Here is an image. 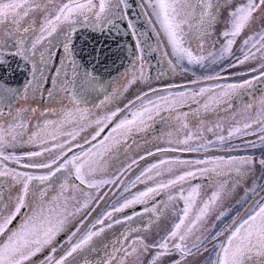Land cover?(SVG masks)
Masks as SVG:
<instances>
[{
    "label": "snow or ice",
    "instance_id": "obj_1",
    "mask_svg": "<svg viewBox=\"0 0 264 264\" xmlns=\"http://www.w3.org/2000/svg\"><path fill=\"white\" fill-rule=\"evenodd\" d=\"M231 0H147L144 3L142 0V7H149L152 9L150 15L155 18L154 21L149 23H155L159 25L156 30L157 34H163L166 40V46L171 49L170 53H165V56L174 57L175 60H168V64L173 70L177 66L183 64L185 60L189 64H200L204 66V61L210 59L211 63H216L218 60H222L226 55H233L232 47L236 44L237 38L242 36V33L246 29L256 28L252 35H248L242 38L240 44V51L243 54V59L237 58L239 64H243L249 59L256 58V53H260V70L261 75L264 76V0H246L245 3H241L228 11L229 27L221 31V37L224 42L221 44L218 52H210L208 57L204 55L194 54L191 43L194 39H198L203 35L205 28L209 27L213 21H218V17L223 14L224 9L228 6ZM51 5V8L49 7ZM127 0H68L67 3L55 4L54 0H0V72H7L11 68V61L9 58L19 57L23 61L31 65V77L25 84L23 93H20L16 89L4 86L0 88V105L7 104L9 109L8 115L12 116L11 101L18 95H23L27 98L29 89L31 88L33 94L40 90L42 82L44 81V72L47 66L46 54L48 60L56 55L52 51L53 38L60 41L62 37L63 53L69 58L73 79L71 81L64 80L59 83L58 87L61 91H68V85L71 84L73 95L70 97L71 102L74 105H78L79 101L76 95L77 87V64L73 59V35L76 32L75 28V16L83 17L85 22L88 21L89 16L94 17L92 28L104 32L106 29L104 25H109L112 28L117 26V21L123 20L127 16ZM199 8V11H197ZM52 9H54V14ZM42 17V19H41ZM190 18H195L196 24L190 23ZM61 25H67V28H62ZM259 27L257 28V26ZM187 26V27H186ZM129 28H133L131 21L128 23ZM110 30V29H109ZM137 35L135 31L132 33ZM47 42V43H45ZM199 49H203V42L197 45ZM136 48L140 55L137 59L143 61V45L140 43L139 37H137ZM256 51L253 52L252 50ZM38 56V59H37ZM63 63V61H61ZM143 69V64L140 65ZM235 66V65H233ZM255 71V69H254ZM39 74V75H37ZM66 75V73H65ZM56 76H60V69H56ZM143 77V72H141ZM218 77H206V79H214ZM95 76L85 71L80 82V88L87 90L90 87H95ZM131 82H135V78ZM196 81H193L195 83ZM0 83H3L0 79ZM53 85H57V80L51 81ZM253 85L252 80H245L238 84L225 85L222 91L219 93V97L213 96L210 99L216 103H221L222 98L227 97V103L231 102V97L239 94L243 89L250 88ZM174 87V86H169ZM151 91L155 92L156 89ZM210 89L200 88L199 94L202 95ZM49 98H53V92L49 90L47 92ZM148 93H144L147 96ZM188 94L185 92L170 94L169 96H160L158 101H164L170 108L179 105L183 102L184 98ZM108 97L105 98L107 100ZM138 100H142V97H137ZM105 101H102L103 104ZM205 109L208 105L205 104ZM248 107H251L249 105ZM161 105L157 102L149 100L147 104H142L141 109L132 112L131 119L121 120L115 128L112 130V134L105 138V143L97 145L96 148L89 149L88 151H81L78 155H72L69 157L68 152L71 151L69 146L66 149V145H71V140H74L77 133L63 131L62 124L53 121H45L44 127H51L53 131L48 136L41 135L39 132L33 131L28 136V143H40L42 146L41 151H29L22 156H17L13 153H6V148H14L18 143V137L21 138L19 142H25L23 140L25 123L21 117V113L24 109H17L16 116L12 118V123L8 125L5 131L4 125H0V162L12 160L15 163H20L25 158L39 157L44 152H53L59 150V154L54 156L51 160L42 163H25L22 166L24 168L35 167L47 169L48 172L45 175L34 176L27 172L17 171L15 168H9L6 164H0V177L10 178L8 185L9 189H15V195L12 191H8L7 194L3 186H0V264H29L32 258L42 252L44 248L51 247V255H48L43 264H78L79 260L87 252L97 251V244L93 243L94 238H102V234L107 229L113 228L114 225L120 224V219H113V213L122 212L125 208H128L134 204H146L149 198L159 196L161 193L167 195L169 202L175 200L183 201L182 215L178 217V222L175 223L172 229L167 232L163 237L158 239L152 244H147L143 238H137L132 241V244L128 247L120 245V239H117L108 251V245L103 248L102 258L95 262V264H128V258L132 257L138 264H200L199 257L203 255L204 251H207V247L204 241L208 239L207 236L197 237L196 242L191 247L187 246L185 241L189 234L196 228L198 222L203 220L209 213L210 209L220 200L221 196L225 193L233 194L236 185L229 184V178L235 177L237 184L246 180L250 175L254 176L252 186L245 188V199H247V193L251 192L255 196H260L264 200V184L258 181L264 180V154L256 160L252 156L246 157H230L225 160L223 157H215L210 161L195 160L186 161L181 159L173 160H161L159 163L151 164L140 176L136 177V180L132 182L134 185L136 182L145 183L147 180H152L153 175H147V173L156 170L154 175L160 176L163 171L171 172L172 167L161 170V165H204L211 164V167H200L195 171H184L182 174L176 175L167 181H160L155 186L147 187L144 191L136 193L132 198L125 199L119 206H113L111 211H106L102 216L97 218L91 225V228L79 236L75 241L72 237H75L80 231L77 227L75 231L71 233L68 240V247L56 257V247L53 246V241L56 236L64 230V226L67 223L68 215H76L84 208L89 207V202L95 197L91 193H86L84 201L80 207L74 209L73 212L64 215H58L55 220L50 216L43 217L42 209L33 210L32 215L25 216L24 220L15 229L9 226L21 214V209L25 208L28 204V197H32L33 204L43 202L47 196V187L38 188L33 185V181H39L41 185H46L47 182L57 177L58 173H63V183L60 184L61 193L67 191L69 188L74 190H82L81 186L88 189H99L105 184H116L124 172L131 169L132 164L137 163L136 160L132 161L125 169L121 170L120 175L112 179H95V174L98 171H102L105 165V154L108 153L115 145L119 144L122 139L129 136L134 131H146L149 127L148 121L154 119V115H158ZM81 112V119H85L84 113L89 110L76 109ZM32 113L37 111L36 108L31 109ZM55 112V109H50ZM65 121H71L73 112L63 111L61 113ZM4 115V107L0 106V117ZM116 115V112L105 116L103 119H97L96 124L100 125L111 119ZM186 116L187 113L181 114ZM179 118V117H178ZM253 124H259V131L264 133V118H258L244 123L243 134L255 135V131L248 132L246 130L251 129ZM186 126V125H185ZM37 127H41L37 125ZM241 126L237 125L231 128L228 132V138L233 135L240 134L242 132ZM102 130V128L100 129ZM211 131V129H209ZM67 135L71 139L61 142L59 140L60 135ZM115 134V135H113ZM99 135V130L93 136ZM50 137V138H49ZM192 139L191 134L178 143L187 145L189 140ZM226 140V137L219 136L217 141L221 144ZM259 142L248 141L247 146L250 148L264 149V135L258 137ZM208 143H213L209 141ZM43 145H50L43 147ZM201 148L206 149L207 144L199 145L193 149L190 147L184 148H165L157 149L160 152L166 151H199ZM154 153H148L153 155ZM144 159V157H140ZM259 164L261 173L256 176V165ZM239 165V166H235ZM247 168V171L244 169ZM227 169V170H225ZM213 175L209 177L210 183L215 184L216 188L211 195L203 201L202 206L197 211L194 219L188 224L186 230L181 232L182 227L185 225V221L188 219L192 212L197 197L200 195V185L191 186L185 194V188L183 182L189 178L196 177L197 174L204 175L207 173ZM74 177L79 184H71L70 178ZM176 185H180L179 190L173 194L171 191ZM18 186V187H17ZM127 191V188H125ZM58 197H53V200ZM100 199H103L101 197ZM256 207L251 208L246 219H243L239 223V226L231 232L225 243L218 245L219 251L215 254V259L210 261V264H247L253 256L260 257L261 259L257 264H264V202L257 204L255 200L252 201ZM162 206L166 207L167 204ZM251 207V206H250ZM145 211H149L145 208ZM153 213L159 216V209L153 208ZM226 215L225 212H221L217 219ZM126 219H132L131 216ZM105 220L110 222L105 225ZM237 221L234 220L233 223ZM81 225L83 221L80 222ZM97 225L100 227L97 228ZM152 227V221L145 227L144 231L147 232ZM94 229V230H93ZM135 231H140L136 229ZM222 234V233H221ZM121 238L127 242L128 236L121 234ZM215 239V237H212ZM178 240L179 242L170 245V241ZM100 241L98 240L97 243ZM129 248L131 249L129 251ZM123 252V256H118L117 253ZM171 257H175L170 259ZM84 264H94V262L85 260Z\"/></svg>",
    "mask_w": 264,
    "mask_h": 264
},
{
    "label": "rangeland",
    "instance_id": "obj_2",
    "mask_svg": "<svg viewBox=\"0 0 264 264\" xmlns=\"http://www.w3.org/2000/svg\"><path fill=\"white\" fill-rule=\"evenodd\" d=\"M137 1L139 2V8L143 17L146 19L156 38V48H158L159 52L162 53L161 62L163 71L157 69L154 65H152L150 58L145 57L144 54L143 61H139L137 57L138 55H140V53L137 50L136 58L132 65L121 74L120 79L113 85L111 92L96 104L91 106H80L79 104L74 105L70 100L71 94L69 93V91H61L58 87L59 83L62 82L60 80L59 82L57 81V85L52 84L50 88V90L53 92L54 99L49 98L47 95V102L45 106H41L43 86L45 85L46 78L49 74L48 69H45V79L41 85L42 89L40 87V90L33 94V91L30 88L27 94V98H24V96L21 95V98L18 101L11 104L12 116L8 115L9 109L8 107L6 108L7 104L6 106L0 105L4 107V115L0 117V125H4L5 131L7 130L8 125L12 123V118L16 116L17 109H22L24 107L25 110L21 113V117L24 119L25 123L23 136V140L25 142H19L21 138L18 137V143L16 144V146L14 148H6V153L10 152L17 156H22L29 151H41L42 146L40 143H28L26 141L28 136H30L32 132L38 128L37 125H39V122L41 123V129L36 130V132H39L41 135L47 137L48 134L53 131L51 127H44L45 121H53L58 122V124H62L63 131L65 133L73 131L77 133L75 139L71 140V145H66L65 150H67L69 146L73 148L75 146L77 147V145L84 146L85 144H91L100 136L103 137L101 140H99L98 143H93L84 151H88L89 149L94 150L97 145L105 143V138L109 137V135L112 134L113 128H115V126L121 120L125 118L131 119L133 111L141 109L142 104H147V102L151 100L153 102L159 103L161 105V108L159 114L154 115V119L148 121L149 127L147 128V130L153 128L154 125L158 123L162 125L160 130L157 133V129L153 130L152 132H155V136L153 137L151 135L148 138H144L145 136H140L139 138H137L138 134H141L144 131H134L129 136L122 139L119 144L115 145L108 153L105 154V165L102 171H98L99 173L110 171L121 173V170L125 169L129 164H132L133 160H136L137 163L132 164L131 169L128 171H136V175L138 176L151 164L159 163V161L161 160H173L178 158L186 161H210L215 157H223L225 160H228L230 157L241 158L246 156H252L254 157V159L258 160L261 155L264 154V149H253L247 146L248 141H256L258 143V137L264 135V133L259 131L260 125L253 124V127L251 129L246 130L248 132L255 131V135H244V130L242 128L244 123H247L251 120H256L258 118H264V93H260L259 90L256 91V82H253L252 87L245 89L246 91H252V95L247 97V100H243L241 104L238 103L234 108L223 103L225 99L228 100L227 97L222 98L221 103H216L210 99L213 96L219 97V93L222 91L225 85L238 84L242 83L245 80H252L254 78H249L251 75L255 76L257 72L260 73V64L262 62L260 59V53H256V58L249 59L243 64H239L237 62V58L243 59V54L239 50L242 38L248 35H252L253 32L257 29H246L242 33V36L237 38L236 44H234L232 47L233 55H226L224 59L218 60L216 63H211L210 59H206L203 62V67L200 64H189L184 61L183 64L179 65L178 69L173 70L172 67H170L168 64L170 56H165V53H168L169 51L171 52V49L166 46V40L163 37V34L160 33L158 35L156 31L159 28V25L155 23H149L150 20H155L154 17L147 15L148 13H151L152 9L149 7H142V0ZM67 2L68 0H54V3L57 5ZM94 2L98 3V0H94ZM245 2L246 0H231L228 6L224 9L223 14L218 17V21H213L209 27L204 29L202 36L192 41L191 47L193 48L194 54H202L205 57H208V54L210 52L219 51L221 44L224 42V39L220 35L221 31L227 29L230 26L228 17L229 9H232L235 6H238L239 4ZM144 3L146 4L147 0H144ZM49 7L51 8V5ZM52 11L54 14L55 10L52 9ZM197 11H199V8H197ZM89 17L90 18L88 19V21L85 22L83 17L75 16V28L77 29L84 26H89L92 28L94 17ZM190 23L194 25L196 24L194 18H190ZM105 26L106 25H104V27ZM61 27L67 28L68 26L61 25ZM258 27L259 25L257 26V28ZM137 37H139L141 43V37ZM49 39H52L53 44L56 45L62 44L61 42H63L62 37L59 42L53 38ZM201 41L203 42L202 51L197 47V45L200 44ZM252 51L255 52L256 50L253 49ZM141 64H143V69H141ZM167 69L172 70L173 74L171 75ZM141 72H143V77L141 76ZM60 75H62L61 72ZM209 76L218 78L206 79V77ZM133 78H135V82H131ZM30 79H32V77ZM193 81L196 82L193 83ZM200 88L210 89V91H206L204 94L200 95ZM152 89H156L157 91L153 92L151 91ZM179 92H185L188 95L184 98L182 103L171 108L164 101H158L157 99L160 96H169L170 94L174 95L175 93ZM144 93H148V95L144 96ZM106 97H108L107 100H105ZM137 97H142L143 99L138 100ZM102 101L105 102L101 104ZM191 103H197L198 107L187 112L178 110L180 107L187 106ZM205 104L208 105L207 109H205L204 107ZM249 105H251V107H248ZM33 108L37 109L35 113H32L31 111V109ZM77 108H87L89 110L87 113L83 114L85 119H81V112L77 111ZM50 109H55V112L50 111ZM65 110L73 112L71 121H65L64 116L61 114ZM123 111H125V113L120 117ZM113 112H116V115L111 119V121H107L100 125L95 123L97 119H103L105 116L110 115ZM197 112L198 115L193 116ZM184 113H187V115L182 116L181 114ZM196 119L198 122L192 124V122ZM237 125L241 126L242 132L240 134L233 135L231 138H228L229 130L236 127ZM101 128L102 130H100ZM107 128L109 132L105 133L104 130ZM47 129H49V131H46ZM209 129H211V131H209ZM98 130L99 135H96L95 139H93V136L97 133ZM189 134H191L192 139L189 140L187 145L178 143V141L188 137ZM219 136L226 137V140L222 144L217 141V137ZM129 138H133V141L130 143L128 141ZM69 139L71 138L66 134L59 136V140L61 142ZM209 141H212L213 143H208ZM203 144H207V148H201L199 151H157V149L165 148L179 149L190 147L195 149L199 145ZM48 146L50 145H43V147ZM150 152L154 154L148 155V153ZM45 153L50 154L52 158L59 154L57 150L53 152H44L42 156L32 157L30 159L25 158L20 163H30L31 160L39 159L44 156L48 157L45 155ZM80 153H76V155ZM119 155L120 157L116 159V157H118ZM108 156H110V159L114 161L107 160L106 157ZM140 157H144V159H140ZM8 162L15 163L12 160H8L5 162H0V164H6L9 168H15ZM211 166V164H191L187 166L165 164L161 165V170L172 167L171 172L163 171L162 175L155 176L154 173L156 170H153L150 175H153V177L157 179L162 178V181H167L168 179L173 178L176 175L182 174L184 171H195L200 167ZM245 171H247V169H245ZM260 173L261 169L259 164H257L255 175L259 176ZM198 175L199 174H197V176ZM96 176L97 175L95 174V177ZM254 178V176L250 175L246 179L245 188H250L252 186ZM258 182L264 184V180H260ZM194 185H200V195L197 197L196 204L188 219L185 221V225L182 227L181 232H184L186 230L188 224L191 223L197 211L202 206L203 201L207 199L216 188V185L212 183H202ZM194 185L184 187L185 194H187V190ZM240 185L242 187V184ZM144 186H146V182H138V184L134 186V188L138 190L136 191V193L144 191ZM110 188L112 187L110 186ZM179 188L180 185H176L171 191L173 192V194H175L179 190ZM245 188L243 189V191L237 193H233L230 195L225 193L224 195H222L220 200L210 209L206 217L198 222L196 228L193 229V232L188 235L187 240L185 241L187 246L191 247L192 244L196 242L197 237L207 236L208 239L204 241V244L205 246L208 244L210 251H213V254L210 255V261L214 260L216 252L219 251L218 245L223 242V235L225 231L230 228V226L233 224V221L239 217L240 213L247 208L251 200L259 198L256 200L257 204L264 202V200H262L260 196L256 197L251 192L247 193V199H245ZM123 191H125V189H123ZM87 193H91V195L95 197V199L91 200L89 202V207L84 208L82 211H80V213L86 214V218L87 220H89L93 217L95 212L99 210V208H101V204L104 201V194H101V192H99L97 189H91V191H87ZM130 195L131 194H129V196ZM73 196H76V193H74ZM119 196L121 197V199L129 197L126 196L125 192L119 193ZM101 197H103V199H100ZM106 198L108 199H106L105 201H109L110 195H108ZM153 198L154 197L149 199ZM163 200H165V198H163ZM166 204L170 207L171 210L168 211L165 222L160 224V228L164 230L168 228L169 232L172 229L173 225L178 222V217L182 215L181 210L183 208V201L175 200L169 202L166 196ZM253 207H256V205H251V207L249 206L246 209L243 219L247 218L249 212L251 211V208ZM221 212H225L226 215H224L220 219H217V217L220 216ZM99 217L100 216H94L91 224L85 227L83 233L88 231L91 228V225ZM243 219H241L239 223L242 222ZM73 221L74 217L70 221H67L63 231L70 228L73 225ZM239 223L235 226V228L239 226ZM77 227H79L81 231L82 226L80 225ZM212 237H215V239H212ZM211 241L214 242L212 243ZM176 242L179 241H170V245ZM205 254L206 252L204 251L203 255ZM260 259V257L253 256L252 259L247 262V264H257ZM205 260L207 261V259Z\"/></svg>",
    "mask_w": 264,
    "mask_h": 264
},
{
    "label": "flooded vegetation",
    "instance_id": "obj_3",
    "mask_svg": "<svg viewBox=\"0 0 264 264\" xmlns=\"http://www.w3.org/2000/svg\"><path fill=\"white\" fill-rule=\"evenodd\" d=\"M82 2H83V0H82ZM124 20L127 22V25H128V23L130 21L128 16H126L124 18ZM144 20L146 21L145 18H144ZM194 20H195V18H194ZM146 23H147V21H146ZM84 27H89V26H84ZM80 28H82V27H80ZM89 28H91V27H89ZM77 29H79V28H77ZM130 29L132 32L135 31L134 27L130 28ZM135 33L137 34V35H134L135 46H136V41H137L136 37L140 36L141 40H142L141 43H142L143 48H144V52H143L144 56L150 58L152 65H154L157 69L162 70V62H161L162 53L159 52L158 48H156L157 43H156V38H155L153 32H152V34L154 36V43H151V40L147 36L140 35L138 31H135ZM60 45L61 44H58V45L53 44L52 51L55 52L56 55L53 56L50 60H48L47 54H46L47 66L45 69H48L49 73L53 68L60 69V72L62 73V75L57 77L56 76V70H55V73L53 75V79H56L58 82L60 80L61 81H64V80L71 81L72 80V71H70V69L65 68V65L70 63V60L68 57L65 56V54L63 53L62 47ZM154 52H156V58L160 64L159 66H157V61L153 58V56L155 54ZM168 53H170V51ZM136 54H137V48H136ZM135 58H136V56H135ZM170 59H172L173 61L175 60V58H173L171 56H170ZM61 61H63V63H61ZM185 61L187 62V60H185ZM178 67L179 66H177L176 69H178ZM167 70L170 72L171 75L173 74L172 70H169V69H167ZM65 73H66V75H65ZM249 78H254V79H252V81L256 82V84H257V90L256 91L259 90L260 93H264V76L261 75V70H260V73L257 72L255 74V76L251 75ZM46 81H47V78H46ZM70 86H71V84H69L67 86L68 91L70 89ZM41 89H42V87H41ZM251 93H252V91H246L245 89H243L239 92V94L231 97L230 103H227L226 99L223 101V103L234 108L238 103L241 104V102L243 100H247L248 99L247 97L252 95ZM46 102H47V100L45 101V104H46ZM41 106H42V100H41ZM189 106H193V107L191 109H188V110H182L183 108H186ZM196 107H198L197 103H191L187 106L180 107L178 110L187 112V111L194 110ZM6 108H7V106H6ZM22 109H24V107ZM25 109H27V108H25ZM29 112H31V111H29ZM124 113H125V111L122 112L120 117ZM196 115H198V112L195 113L193 116H196ZM196 122H198L197 119L195 121H193L192 124H194ZM38 124L41 126L40 122ZM161 127H162V125L160 123L155 124L153 128L148 129V130L142 132L141 134H138L137 138H139L140 136H142V137L145 136L144 138H148L151 135L153 137V136H155V132H152V131L157 129L156 130V133H157ZM38 129L40 130L41 127L35 129V131ZM46 131H49V129H47ZM105 131H106V129L104 130V132ZM108 132L109 131L107 130L105 133H108ZM102 138L103 137L100 136L91 144H85L84 146L77 145V147L75 146V147L71 148V151L68 152L67 155L69 157H71L72 155H76V153H80L82 150L84 151L93 143L94 144L98 143L99 140H101ZM128 141H129V143L132 142L133 138H129ZM57 151L59 152L58 149H57ZM176 152H182V151H176ZM45 155L48 157L44 156V157H41L39 159L31 160L29 164L47 162L50 159H52L50 154L45 153ZM119 157H120V155L118 157H116V159H118ZM106 158H107V160L114 161V160L110 159V156H108ZM3 162H5V161H3ZM8 163L13 165L17 169V171L27 172V173L34 175V176L45 175L48 172L47 169H42V168H35V167L24 168L22 166L24 163H18V164L17 163H10V162H8ZM245 169H247V168H245ZM136 173H137L136 171H133V172L126 171L120 177V180L116 184H114V185L113 184H105V185H102L99 189H97L99 192H101V194H104V201L101 204V208H99V210H97L95 212L93 217L94 216L95 217L96 216H102L104 212L111 211L113 206H119L121 203H123V201L125 199H130L136 194V191H138V190L136 188H134V186L136 184H138V182H136L134 185L132 184V182L136 180V177H137ZM151 173H147V175H150ZM119 174L120 173L111 172V171L110 172H103V173L98 172V173H96L97 176L95 177V179H97V180L112 179V178L118 176ZM212 175L213 174L211 172L204 174V175L199 174L198 176L193 177V178L183 182L184 187L194 185V184H188V182L195 179V178H209ZM62 176H63V173H58L57 177L53 178L52 181L47 182L46 185H41L39 181H33V185L35 187H38V188L47 187L46 198L43 200V202H38V205H37V204H33L32 197L29 196L28 197V204L26 205L25 208L21 209V214L17 216V218H16L17 221L15 222V224L13 226L11 224L9 227L12 229H15L16 227H18L19 224L24 220L25 216L32 215L33 210L42 209L43 210V212H42L43 217L50 216L53 220H55L58 215H64L67 213H71L74 211V209L80 207L81 203L84 201V198H85L87 191H91V189H88L84 186H81L82 190H74V189L69 188L67 191H64L63 193H61L60 184L63 183ZM138 176H140V175H138ZM156 179L157 178H153L152 180H148V182L146 181V186H144V188L146 189L147 187L155 186V184L162 181V178H158L157 180ZM9 183H10V178L0 177V186H3L6 194L8 191H12L13 195H15V189H9L8 188ZM70 183L71 184H79V181H76L74 177H71ZM202 183L203 184L210 183V180H208L206 182H202ZM202 183H195V184H202ZM229 184L230 185H233V184L236 185L234 193H237V192L243 191V189L246 187V180L241 181L240 183L237 184L236 178L233 176V177L229 178ZM240 184H242V187ZM110 186L112 188H110ZM125 188H127V191H123V189H125ZM175 190H177V189H175ZM123 192L126 193V196H129V194H131V195L129 197H125V199H121V197L119 196V193H123ZM74 193H76V196H73ZM108 195H110V199H109V201L108 200L105 201L106 199H108V198H106ZM166 196H167L166 194L161 193V195L155 196L153 199H149L148 203H146V204H150V205L145 207L149 210L147 212L145 211V208H142L136 212H133V213L127 215V216L118 218L124 212L132 210L134 208H137L141 205H144V204H134L128 208H125L122 212L113 213V219H120L121 223L114 225L113 228H111V229L106 228V231L102 234V238H94L93 243L97 244V251L87 252L86 255H83L81 257L78 264H84L85 260L94 262V264H95V262L99 261L102 258V256H103L102 250H103L104 246L108 245L109 246L108 251L110 252L113 243L117 239H120V244H117L116 247H120V245H124V247H128L129 245L132 244V241L137 239L138 237L143 238V240L147 244H152L155 241H157L158 239H160L161 237H163L168 232V228L166 230H164V229L160 228L161 227L160 224L165 222L166 217H167V213H168V211L171 210L168 205L166 207L162 206L163 204L166 203ZM53 197H58V199L53 200ZM163 198H165V200H163ZM257 199H259V198H256L255 201ZM162 200H163V202H162ZM251 205H253V204H251V202H250L249 206H251ZM153 208L159 209V213H160L159 216L156 213L152 212ZM129 216H131L132 219H126V217H129ZM243 216H242V219L244 218ZM73 217H74L73 225L70 228H68L67 230L61 231L56 236L55 240L53 241V246L56 247V252L54 254L56 257H59V255L68 247L69 237L71 236V233L73 231H75L77 226L81 225L80 222L83 221V224L81 225L82 229L75 237H72L73 241H75L77 238H79L80 235L83 234L85 227H87L89 224H91L92 219H93V217H92L89 220H87V218H86L87 215L79 212L76 215H68L67 221H70ZM150 220L152 221V227L149 231L145 232L144 229L149 224ZM109 222H110L109 220H105V225H107ZM98 227H100V226L97 225V228ZM136 229H139L140 231L137 232V231H135ZM234 229H235V227L232 228V230L230 231L228 236L231 235V232L234 231ZM66 231H69V233L67 235H64ZM122 233L126 234L128 236L127 242H125L121 238ZM0 239H2V238H0ZM98 240L100 241L99 243H97ZM223 240H224V235H223ZM211 242L213 243L214 241H211ZM206 246H207V251H205L206 254L199 257L200 264H210V255L213 254V251H210L208 244ZM51 247L52 246L44 248L42 252L38 253L37 256L32 258V261H30L29 264H39V263L43 264V262L45 261L47 256L52 254ZM130 250L131 249L129 248V251ZM117 255L123 256L124 253L119 252V253H117ZM173 258H175V257H171L170 259H173ZM205 259H207V261ZM128 264H138V262H136L134 260V258L129 257L128 258ZM165 264H168L167 260L165 261Z\"/></svg>",
    "mask_w": 264,
    "mask_h": 264
},
{
    "label": "water",
    "instance_id": "obj_4",
    "mask_svg": "<svg viewBox=\"0 0 264 264\" xmlns=\"http://www.w3.org/2000/svg\"><path fill=\"white\" fill-rule=\"evenodd\" d=\"M127 16L130 19L135 31H138L140 35L147 36L151 43H154V36L146 21L144 20L137 0H127ZM105 31L94 30L89 27H82L76 30L73 35V59L77 64V87L75 89L79 105H94L101 99H103L109 92L113 85L120 79V76L125 72L133 63L136 56V47L133 32L128 27L127 22L123 19L117 21V26L112 28L109 25L105 26ZM110 29V30H109ZM153 58H156V52H154ZM11 61V68L7 72H0V79L3 83H0V88L5 85L16 89L22 93V89L25 84L31 78V65L21 58H9ZM56 68H53L48 77L42 91V106L45 105L47 92L51 88V81L55 73ZM92 73L95 80V87H90L87 90L80 88V82L82 80L84 72ZM73 79V73H72ZM71 96L73 95L72 86L69 89ZM21 95H18L11 104L18 101ZM6 105V104H5ZM193 106L183 108L182 110L191 109ZM111 126V125H110ZM109 126V127H110ZM108 128L106 129V131ZM105 131V132H106ZM209 178H195L188 182V184L202 183L208 181ZM259 197V196H257ZM253 201V200H252ZM251 201V204H252ZM150 204H144L132 210L126 211L118 218L127 216L133 212H136L142 208L147 207ZM249 205L247 206V208ZM246 208V209H247ZM246 209L236 219V223H233L224 234V242L226 241L232 228L238 224ZM17 219L12 223L15 224ZM69 231H66L64 235H67Z\"/></svg>",
    "mask_w": 264,
    "mask_h": 264
},
{
    "label": "trees",
    "instance_id": "obj_5",
    "mask_svg": "<svg viewBox=\"0 0 264 264\" xmlns=\"http://www.w3.org/2000/svg\"><path fill=\"white\" fill-rule=\"evenodd\" d=\"M66 65H67V67H66ZM66 65H65V68L70 69V71H72L71 63H68V64H66Z\"/></svg>",
    "mask_w": 264,
    "mask_h": 264
}]
</instances>
